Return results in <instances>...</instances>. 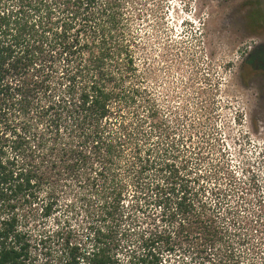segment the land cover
<instances>
[{
	"label": "trees",
	"instance_id": "obj_1",
	"mask_svg": "<svg viewBox=\"0 0 264 264\" xmlns=\"http://www.w3.org/2000/svg\"><path fill=\"white\" fill-rule=\"evenodd\" d=\"M126 8V0H0V264H52L51 236H34L28 224L56 214L68 192L76 197L69 211L91 220L76 239L70 221L58 220L62 250L54 264H121L122 222L138 221L135 212L144 208L138 199L126 207L130 188L156 190L168 223L137 232L140 250L127 264H162L165 252L186 244L192 260L241 263L240 213L205 201V186L190 184L201 181L197 175L181 177L177 141L150 147V117L138 113L147 92L132 80L137 63L123 27ZM248 17L253 30L264 28L262 9ZM245 64L262 68L264 48ZM149 116L163 136L155 105ZM150 169L161 180L147 181ZM263 212L257 220L264 226ZM256 226L252 232L262 231ZM41 246L44 260L34 256Z\"/></svg>",
	"mask_w": 264,
	"mask_h": 264
},
{
	"label": "rangeland",
	"instance_id": "obj_2",
	"mask_svg": "<svg viewBox=\"0 0 264 264\" xmlns=\"http://www.w3.org/2000/svg\"><path fill=\"white\" fill-rule=\"evenodd\" d=\"M126 7L123 27L137 63L132 80L147 92V102L138 113L150 117L145 126L153 131L150 147L157 141L164 142L162 146L171 140L178 142L176 161L181 177L197 175L201 181L190 184L196 189L205 186L200 195L205 201L217 204L215 208L221 212L222 205H230L240 213L246 239L236 245L242 255L240 264H264V226L257 220L264 209V66L254 69L245 64L251 52L264 48V28L253 30L248 17L252 9L264 12V0H126ZM151 105L158 110L163 136L149 116ZM184 164L189 168L184 169ZM150 172L147 181L161 180L154 169ZM217 191L230 196H218ZM145 192L130 188L126 193L127 208L136 199L144 208L135 212L138 221L122 222L125 234L117 251L121 264L128 263L133 250H140L137 232H150L152 227L168 223L161 219L156 190ZM60 200L62 207L56 214L48 219L36 217L28 224L34 236H51L45 246L52 264L62 250L56 233L63 222L58 220L70 221L78 234L75 239L85 237L88 218L91 220L84 211H69V203L76 200L72 193L62 194ZM259 223L262 231L252 232L250 228ZM232 238L235 243L240 241ZM186 247L165 252L162 264L217 262L214 257L212 263L203 258L198 263ZM45 250L35 248L34 256L44 260Z\"/></svg>",
	"mask_w": 264,
	"mask_h": 264
}]
</instances>
